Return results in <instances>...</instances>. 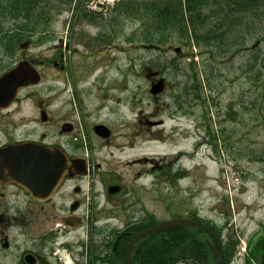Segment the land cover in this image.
Instances as JSON below:
<instances>
[{"label":"rangeland","instance_id":"374dc122","mask_svg":"<svg viewBox=\"0 0 264 264\" xmlns=\"http://www.w3.org/2000/svg\"><path fill=\"white\" fill-rule=\"evenodd\" d=\"M50 1L43 22L32 19L23 30L33 34L23 53L45 61L61 51L67 68L37 67L41 82L21 91L16 116L22 135L35 140L74 123L66 132L84 142L92 171L65 191L68 205L82 202L74 212L17 215L21 205L33 204L14 187L0 189V209L7 210L0 231L11 246L0 244V264H19L20 247H31V236L58 224L68 233L57 245H69L71 264H87L91 248L104 256L103 240L112 230L148 215L157 222L196 215L220 229L222 247L233 239L228 264H255L249 249L264 239V16H240L219 44L201 36L218 17L198 31L197 23L187 39L173 29L161 34L146 27L143 9L119 13L124 0ZM151 1L125 3L134 9ZM18 23L27 22L10 19L8 26ZM161 78L164 90L152 94ZM37 102L51 123H43ZM95 124L110 128V142L95 135ZM117 185L121 193L107 192Z\"/></svg>","mask_w":264,"mask_h":264},{"label":"trees","instance_id":"16d2710c","mask_svg":"<svg viewBox=\"0 0 264 264\" xmlns=\"http://www.w3.org/2000/svg\"><path fill=\"white\" fill-rule=\"evenodd\" d=\"M66 1L70 4L72 3V0ZM51 3L50 0H0V17L12 19L21 18L22 21H26L27 23L21 25V39L17 37L21 42H25L33 34H26L27 32H23V30L28 31L30 28L28 24L32 22V19L36 20V24H38V20L39 23H42L41 11L43 5L50 7ZM130 5L132 4L125 3L124 0L120 2V6L123 9L118 10L116 8V11L120 13L123 11L133 12L143 9L146 15V27L153 28L155 32L161 34L173 29L180 36L183 38L186 37L187 39L190 38V35L193 38L192 33L195 35L197 23L198 27L196 30L198 31L199 25L205 23L208 18L211 16L218 17L216 27L211 28L212 31H207L201 36L202 41H206L207 43L215 41V43L219 44L234 29L235 23L240 16L243 18L246 17L248 21L258 16H264V0H154L144 4V7H135L134 9ZM154 39H148V42H152ZM198 39L200 37L197 35L196 40ZM223 45L226 47L225 42ZM262 96L264 110V90ZM209 135L213 136L210 131ZM213 140L216 141L215 136H213ZM168 179L173 184L176 183V178L171 176V174ZM189 217L203 221L196 215ZM156 222L152 215H148L136 224L127 225L121 231L117 229L113 230L111 237L107 236V239L103 240L104 244L102 242L103 247H105L103 251L105 254L101 256L102 264H126L125 247L128 242L136 234L144 231ZM203 222L216 233L220 240V229L208 222ZM207 239L208 236L205 232L196 228L168 227L139 240L133 250L132 263L213 264L212 253L207 245ZM262 243L263 239L260 245ZM232 244H234L233 239L229 241L227 246L222 247L225 264H228L232 257ZM260 245L255 248L253 246L250 247V262L256 260V263H260L259 255L262 254ZM96 256L99 257L98 254Z\"/></svg>","mask_w":264,"mask_h":264},{"label":"flooded vegetation","instance_id":"af4514ba","mask_svg":"<svg viewBox=\"0 0 264 264\" xmlns=\"http://www.w3.org/2000/svg\"><path fill=\"white\" fill-rule=\"evenodd\" d=\"M12 18H6V17H0V77L4 75L7 71L17 66L20 62L27 60L30 63H32L36 68L40 66H51L55 68L59 72H63L66 70L65 65V58L63 56V53L60 51L53 55V57L48 58L47 60H34L32 58H29L28 56H24L23 49L21 48V34L22 29L20 23L19 26H15L14 28H11L8 26L9 20ZM13 20V19H12ZM15 29V31H14ZM19 37L20 39H18ZM17 42V46H16ZM16 46V47H15ZM41 74V73H40ZM42 76V75H41ZM33 87V86H30ZM27 87V88H30ZM25 88V89H27ZM24 90V89H23ZM22 90V91H23ZM21 91L18 93L14 101L8 106V107H0V150L7 145H12L18 142L22 141H37L42 144H46L49 146H56L59 147L70 160H84L88 166L89 172L86 175H80L77 177H70L65 176L63 181L59 184L56 192L54 195H52L50 198L46 200H38L34 199L30 196V194L24 190L22 187L14 184V183H5L0 180V189L5 191L6 188L14 187L27 197L28 201L32 203L33 205L29 208L24 207V205H21L17 210V215H23L28 213L29 215L32 214H47L48 209H50L51 213H64L67 210L76 211L80 207H82L81 200H75L72 204H67L66 202V190L68 187L74 182L78 183L83 180V178L87 177L91 173V165L90 160L88 158L89 154L85 153V147L84 142L81 139H78L76 136L71 138L70 132L68 131V128L71 126L73 131L75 129V124L70 121L63 122L62 126L60 127V131H58L56 134H43V136L35 140L29 136H24L21 133V120L16 115L20 114L21 111V101L22 97L20 96ZM37 107L40 112V118L42 119L43 112H46V120L43 121V123H51V120L49 119V114L47 110L43 107L42 102H37ZM49 119V120H48ZM21 122V123H20ZM96 125V124H95ZM93 126V131L94 127ZM8 127V129H7ZM67 128V130H65ZM112 132V131H111ZM96 135V134H95ZM99 139H103L100 136L96 135ZM112 138V133L108 138H105L107 142H110ZM115 186V185H114ZM110 187H107V192L111 193ZM119 189L112 188L115 191L121 193L123 191V187L118 186ZM81 187L79 185H75L74 191L78 192L80 191ZM116 192V193H117ZM1 195L4 199L5 196H7L6 192H1ZM93 203V202H91ZM29 205V203H26ZM91 206V212L92 214L95 213L94 209H96L95 206ZM1 207V205H0ZM69 208V209H68ZM5 212L7 210L1 211L0 209V219L2 220L3 217L6 215ZM46 217V216H45ZM68 218H64V222H68ZM93 223V222H92ZM25 225V223H24ZM60 224H58V228L50 227L48 226L45 231L42 233H36L35 237L31 236V247H20L19 251V258L18 263L19 264H65L66 261L64 260L65 256H70L67 250H69V245H57L58 239L63 236L64 234L68 233L66 230H63L62 228H59ZM26 226H23V234H25V231H27ZM94 228V227H93ZM111 237V236H109ZM0 244L2 250H8L11 248L9 237L6 234L5 231H0ZM102 246H100L101 248ZM61 248L63 251H61ZM98 251V250H97ZM88 252V251H87ZM89 261L87 264H102L101 255L102 253L94 252L93 249H90ZM96 253V254H95ZM99 255L97 257L96 255ZM71 257V256H70ZM34 260L33 263H30V260ZM92 260V261H90ZM77 262H79V259H77ZM73 264H76L75 261ZM257 264V263H255ZM260 264H264V255L262 258V261Z\"/></svg>","mask_w":264,"mask_h":264},{"label":"water","instance_id":"95a60500","mask_svg":"<svg viewBox=\"0 0 264 264\" xmlns=\"http://www.w3.org/2000/svg\"><path fill=\"white\" fill-rule=\"evenodd\" d=\"M28 42L22 47H26ZM180 50L175 48V52ZM41 76L28 61L20 62L16 67L0 77V107H8L19 91L40 82ZM166 82L161 78L151 87L152 94H159L165 88ZM42 119L46 120L43 112ZM70 126L68 128L71 129ZM67 130V128L65 129ZM94 131L102 138H108L111 130L99 124ZM88 172L84 160H70L59 147H51L35 141H23L7 145L0 150V180L5 183H15L26 190L31 197L46 200L56 192L65 176L77 177ZM118 189V187H115ZM114 189L110 188V192ZM191 227L205 232L208 236L207 245L211 250L213 264H224L223 249L216 234L203 222L189 218L158 222L146 230L136 234L126 245L125 258L127 264L132 263V254L136 243L144 237L168 227ZM264 252V242H263ZM34 260H30L33 263Z\"/></svg>","mask_w":264,"mask_h":264}]
</instances>
